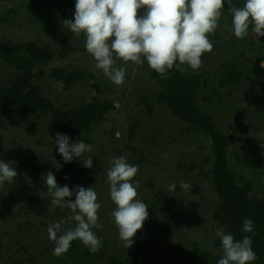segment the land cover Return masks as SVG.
<instances>
[{
	"label": "rangeland",
	"instance_id": "1",
	"mask_svg": "<svg viewBox=\"0 0 264 264\" xmlns=\"http://www.w3.org/2000/svg\"><path fill=\"white\" fill-rule=\"evenodd\" d=\"M9 8L16 11L7 14ZM40 8L44 9V17L49 6L41 0H0V38L48 42L45 30L30 21L31 11ZM144 11L140 9L138 14L143 15ZM74 13L65 20H73ZM208 38L213 44L212 51L202 56L198 70L188 68L187 71L202 76L197 100L200 110L212 114L226 135H235L229 149L231 167H236L237 174H242L246 181L251 180L254 174L239 167L236 158L264 157V70L252 82L227 88H220V73L226 61H237L245 67L250 66L249 60L258 62L264 57V37L257 38L251 27L245 38L235 37L231 13L222 12L217 29ZM85 41L83 33H72L62 22L56 43L50 45L70 47L74 51L66 59L50 63L46 73L48 68L54 67L83 69L96 77L103 87L101 93L96 92L94 81L90 79L72 85L68 91L64 87L58 88L47 74L42 80L36 78L35 82L42 87L43 95L61 108L74 107L81 102L90 103L95 97L110 99L117 104V110L107 114L103 123L92 132L70 137V143L87 139L90 142L86 144L91 145L90 152H85L80 158L74 157L71 162L89 156L101 158L103 162V172L95 182L82 175L67 182L71 190L79 185L85 189L93 187L97 193V202L101 205L98 223L102 225L92 229L102 241V247L96 252L102 258L97 264H109L113 257L132 260L134 264H185L195 242L201 250L213 251L212 243L219 229L215 230L211 217L219 199L204 176L213 162L211 138L204 133L188 132L186 124L172 116L166 105L158 104L149 113L146 106L138 104L141 97L157 90L146 60L137 65L116 59L115 66L126 69L124 83L116 85L102 69L96 67V61L84 47ZM13 74L12 68L0 61V83ZM48 120L41 115L31 117L26 124L21 115L10 109L0 119V161L12 163L17 171L16 178L0 188V264H10L20 256H41L45 250L53 253L55 244L49 239L47 227L72 215L66 205H51L53 197L48 193L46 177L34 174L29 168V159L34 156L50 161L54 158L61 165L67 164L58 153L54 138L48 135ZM28 128L35 130L36 135H29ZM120 156H124L127 163L138 166V173L131 182L134 186L139 182L136 199L148 207V218L133 237L134 243L130 248H126L119 238L110 215L116 205L109 195L107 171L113 158ZM181 181L192 185V188L181 189ZM256 182L261 184L258 193L264 196V174ZM173 183L175 191H169L168 186ZM11 191L18 193L17 201L3 197ZM157 196L176 208L177 226L163 212ZM65 199L66 202L69 199L74 201L75 196ZM74 226L75 222L69 221L62 226V231ZM22 246L27 248L28 255L20 250ZM135 253L140 257L133 260ZM46 257H37L32 264H46L49 262ZM65 259L68 264H79Z\"/></svg>",
	"mask_w": 264,
	"mask_h": 264
},
{
	"label": "trees",
	"instance_id": "2",
	"mask_svg": "<svg viewBox=\"0 0 264 264\" xmlns=\"http://www.w3.org/2000/svg\"><path fill=\"white\" fill-rule=\"evenodd\" d=\"M41 2L49 6L48 13L43 17V8L31 11L30 21L45 30L48 42L12 41L0 38V61L12 68L14 72L7 81L0 83V119L8 109L21 115L26 124L31 117L43 115L49 118L47 131L50 138H55L57 132L64 133L68 137H78L82 133L92 132L96 126L103 123L107 114L116 111L118 107L113 100L95 97L90 103L81 102L74 107L61 108L43 95L42 87L35 80L36 78L42 80L46 74L54 82L62 81L65 91H68L72 85L87 79L94 81L93 88L97 93H101L103 87L94 75L83 69L54 67L48 68L49 72L46 73V67L50 63L66 59L74 51L70 47L60 48L50 43H56L61 23L75 12L76 0H41ZM243 4L244 0H232L234 6L242 7ZM15 11L14 8H9L7 14ZM222 12L230 13L227 3ZM1 20L7 21L6 18ZM262 62L264 57L259 58L258 62L247 61L250 64L248 67L237 61L224 62L220 73V88L235 87L246 81H254L264 70L260 67ZM150 75L157 85V90L141 97L138 104L146 106L149 113H152L158 104L166 105L172 116L186 124L188 132L204 133L211 138L213 162L204 176L213 186L219 199L218 207L211 217L215 224L214 228L225 234H233L237 240L246 235L251 236L252 248L257 255V259L251 264H264V196L258 193L261 184L256 182L264 174V157L237 156L236 164L254 174L255 177L251 180L246 181L242 174H237L236 167H231L229 149L235 135L234 133L226 135L217 126L212 114L200 110L197 102L202 83L200 74H192L188 71L182 74L173 67L167 72L166 79H162L160 74L152 69ZM204 100L208 102L207 98ZM27 132L32 136L36 135V131L32 128H28ZM89 142L87 139L84 140L85 144ZM90 157L91 169L82 166L86 158L63 164L57 169L53 161L42 156L31 157L29 168L34 174L43 177L47 176V172H53L58 186L67 185L70 179L79 175L89 176L90 180L95 182L103 172V162L96 156ZM67 186L70 190L72 189L71 186ZM18 188H21L20 184ZM17 196V192L11 191L3 197H10L17 201ZM157 201L163 212L168 214L170 222L177 226L176 208L171 207L160 196H157ZM245 218L254 222V233L242 231V221ZM212 245L213 251H205L200 249L198 242H195L185 264H218L223 255L219 237L216 236ZM20 250L28 255L26 247L22 246ZM46 255L49 261L46 264H68L65 258L79 264H97L98 259L102 258V255L90 252L81 241L75 240L71 242L66 253L55 258L52 253L45 250L41 256H29V258L20 256L10 264H32L37 257ZM139 257V253H135L133 260ZM124 261L113 257L109 264H134L132 260Z\"/></svg>",
	"mask_w": 264,
	"mask_h": 264
},
{
	"label": "clouds",
	"instance_id": "3",
	"mask_svg": "<svg viewBox=\"0 0 264 264\" xmlns=\"http://www.w3.org/2000/svg\"><path fill=\"white\" fill-rule=\"evenodd\" d=\"M225 3L232 15L235 37L245 38L250 27L257 38L264 37V0H244L242 7L232 5V0H76L74 19L63 23L72 33L85 35L84 47L96 61V67L102 69L114 84L122 85L126 69L116 67V59L137 65L146 60L162 79L167 78V72L173 67L182 74L188 68L198 70L202 56L213 49L208 36L217 29ZM140 9H145L143 15L138 14ZM260 67L264 68V62ZM55 83L58 88L64 86L62 81ZM70 139L60 132L54 138L65 163L91 151V145L82 141L70 143ZM53 162L57 169L61 167L54 158ZM82 166L91 169L90 156ZM138 170V166L127 163L126 158L120 156L113 158L107 171L109 195L116 205L110 215L126 248L133 245V237L148 218L147 205L136 199L139 182L135 186L131 182ZM16 176L12 163L0 161V188L5 182L11 183ZM45 182L49 195L53 197L51 205H66L72 213L67 219L47 227L49 239L55 244L52 254L60 256L66 253L75 240H80L90 252H98L102 241L92 229L102 227L98 223L101 205L93 187L85 189L78 185L70 190L67 185L58 186L51 171L47 172ZM179 186L184 190L192 188L184 181ZM175 188V183L168 186L169 191H175ZM73 196L74 201L69 199L66 202L65 198ZM69 221H74L75 226L62 231V226ZM254 229L251 219H243L244 233H254ZM216 236L220 239L223 253L218 264H251L257 259L251 236L237 240L233 234H225L221 230H217Z\"/></svg>",
	"mask_w": 264,
	"mask_h": 264
}]
</instances>
